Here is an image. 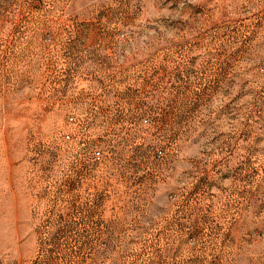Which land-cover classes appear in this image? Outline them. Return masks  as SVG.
<instances>
[{"label":"rangeland","instance_id":"rangeland-1","mask_svg":"<svg viewBox=\"0 0 264 264\" xmlns=\"http://www.w3.org/2000/svg\"><path fill=\"white\" fill-rule=\"evenodd\" d=\"M263 195L264 0H0V264H264Z\"/></svg>","mask_w":264,"mask_h":264},{"label":"built area","instance_id":"built-area-1","mask_svg":"<svg viewBox=\"0 0 264 264\" xmlns=\"http://www.w3.org/2000/svg\"><path fill=\"white\" fill-rule=\"evenodd\" d=\"M71 120H72V118H71ZM67 138H69V136H67ZM262 200L264 201V195L262 196Z\"/></svg>","mask_w":264,"mask_h":264}]
</instances>
